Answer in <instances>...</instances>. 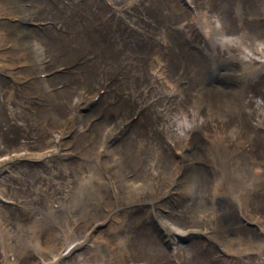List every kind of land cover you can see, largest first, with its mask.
I'll list each match as a JSON object with an SVG mask.
<instances>
[{"label": "rangeland", "instance_id": "obj_1", "mask_svg": "<svg viewBox=\"0 0 264 264\" xmlns=\"http://www.w3.org/2000/svg\"><path fill=\"white\" fill-rule=\"evenodd\" d=\"M114 1L130 7L117 16L100 0H0V264H264V187L235 190L259 223L235 197L211 207L225 194L214 189L217 149L264 160V63L240 86L244 111L239 95L225 123L215 109L222 88L238 89L232 67L253 77L264 62L242 46L264 47V0ZM228 49L251 59L227 60ZM212 54L227 72L208 85ZM203 82L208 108L189 95ZM83 181L107 198L86 203Z\"/></svg>", "mask_w": 264, "mask_h": 264}, {"label": "bare ground", "instance_id": "obj_2", "mask_svg": "<svg viewBox=\"0 0 264 264\" xmlns=\"http://www.w3.org/2000/svg\"><path fill=\"white\" fill-rule=\"evenodd\" d=\"M213 67H214V65H212V64H210L209 63V65H206L205 66V68L203 69V74L204 75H207V73H208V71H212V69H213ZM241 90H243V87L241 88ZM200 96V95H199ZM242 96L243 95H240V101H242ZM201 98H200V100H202V95L200 96ZM221 97H219V99H220ZM234 100V99H233ZM238 99L236 98V101H237ZM235 101V102H236ZM245 101V100H244ZM225 103H226V101H225ZM238 103V102H237ZM240 103V102H239ZM243 102H241V104H242ZM236 104V103H235ZM219 105V104H218ZM52 106V105H51ZM220 107H223L222 105H219ZM242 106V105H241ZM41 107V106H40ZM43 109H46V108H43ZM51 109H52V107H51ZM54 109V108H53ZM210 109H211V107H210ZM214 109V108H213ZM212 109V110H213ZM216 109V108H215ZM41 110V109H40ZM218 111V110H217ZM216 113V112H215ZM221 114V113H220ZM221 119V118H220ZM220 125V124H219ZM216 142V141H215ZM224 144V143H223ZM238 145V144H237ZM218 147V146H217ZM239 147V146H238ZM237 147V148H238ZM244 147V146H243ZM209 148V147H208ZM234 148V147H233ZM236 148V149H237ZM240 148V147H239ZM231 149V148H230ZM236 149H234V150H236ZM241 149V148H240ZM215 150V149H214ZM227 150V149H226ZM225 150V151H226ZM229 150V149H228ZM233 150V149H232ZM242 150H244V149H242ZM215 152V151H214ZM221 152V151H220ZM239 152H240V150H239ZM213 153V152H212ZM227 153V152H226ZM225 153V154H226ZM232 153V152H231ZM235 153V152H234ZM237 153V152H236ZM235 153V154H236ZM242 153V152H241ZM211 154V153H210ZM216 154V153H215ZM225 154L222 156V158L220 157L219 158V160H220V170H221V176L219 177V180H218V184L219 185H222L223 184V186H228V187H230V185H233V187H230V188H232V189H234V190H242L243 192H244V194H246L248 191H250V189L252 188V186L251 187H248V186H246V185H241L242 183L237 179V181L240 183H234V184H229L232 180H233V174H236V176H237V178H240L239 177V174H238V172L236 171V172H234V168H233V164L231 163V161H230V158H228V157H226L225 156ZM234 154V155H235ZM212 155H214V154H212ZM233 155V154H232ZM263 155V154H262ZM213 158V157H212ZM216 158V157H215ZM214 158V159H215ZM229 166H232L231 167V171L229 170V172L230 173H227L226 171V169H227V167H229ZM237 167V166H236ZM238 168H240V167H238ZM246 169V168H245ZM226 170V171H225ZM237 170V169H236ZM217 180V179H216ZM216 180H215V182H216ZM254 180V179H253ZM255 181V180H254ZM253 182V181H252ZM215 186V185H214ZM86 187H90L89 185H87V182L86 181H83L82 182V185L80 186V189H81V191H82V193L84 194V196L85 197H87L86 198V203H88V199H89V197L88 196H91L90 195V193H93V195L95 194V189H93V190H91V192H89V189L88 188H86ZM221 187V186H220ZM218 190V189H217ZM215 191H216V189H215ZM223 191V190H222ZM98 193V192H97ZM219 193V192H218ZM217 194V193H216ZM107 196H108V194L105 192V191H102V192H100L99 194H96V195H94L93 196V200H95V201H99V200H102V199H106L107 198ZM246 197V196H245ZM92 200V201H93Z\"/></svg>", "mask_w": 264, "mask_h": 264}]
</instances>
